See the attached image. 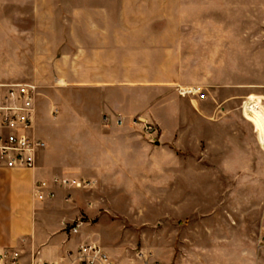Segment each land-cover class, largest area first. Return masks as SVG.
<instances>
[{
  "label": "rangeland",
  "instance_id": "rangeland-1",
  "mask_svg": "<svg viewBox=\"0 0 264 264\" xmlns=\"http://www.w3.org/2000/svg\"><path fill=\"white\" fill-rule=\"evenodd\" d=\"M137 1L0 0V82L36 86L35 105L40 103L36 130L48 136L44 137L47 148L54 137L58 139L62 158L55 165L66 176L77 172L80 178L99 180L103 201L98 210L113 227L124 230L122 235L138 251H153L168 264H250L242 259H250L264 230V96H253L246 88L234 90L237 94L227 90L224 103H213L223 111L203 126L206 134L199 136H163L158 127L138 116L130 128L141 136L142 160L135 170H120L121 176L134 180L132 184H111V175L103 174V169L74 167L81 164L76 159L81 154L72 152L74 144L85 146L86 134L73 130L85 124L99 131L110 129L92 117L98 97L69 82L71 57H84L76 46L91 44L84 36L86 29L92 32L86 20L96 17L101 22L108 13L112 30L118 13H132ZM102 7L108 10L103 12ZM200 7L209 11L220 7L227 13L237 7L238 16L252 23L214 25L210 30L222 29L232 35L228 39L238 40L239 69L248 58L260 63L264 0L237 4L206 0ZM245 39L255 53L252 57L241 50ZM240 74L244 80L245 72ZM87 139L91 141L88 135Z\"/></svg>",
  "mask_w": 264,
  "mask_h": 264
},
{
  "label": "crops",
  "instance_id": "crops-1",
  "mask_svg": "<svg viewBox=\"0 0 264 264\" xmlns=\"http://www.w3.org/2000/svg\"><path fill=\"white\" fill-rule=\"evenodd\" d=\"M205 2L139 0L132 13H118L112 30L108 13L101 17V22L96 17L85 21L86 27L92 25V32L86 29L84 34L91 44L76 46L84 57L71 55L69 82L73 88L85 89L98 97L92 117L100 122L108 117L109 125L105 126L110 130L99 131L90 124H85V128L78 125L73 130L86 134L85 146L78 148L74 144L76 149L72 152L81 154L76 158L81 164L74 167L103 169V174L111 175V184H132L134 180L121 176L120 170H135L142 160L145 148L141 136L130 128L135 118L142 116L158 127L163 136L205 135L203 126L223 111L213 103L225 101L227 90L237 94L234 90L246 88L253 96H264V48L258 53L262 57L260 63L248 58L239 69L237 57L242 54L238 52V40L232 41L230 36L228 39L231 34L222 33V29L214 33L210 30L214 25L252 22L239 17L237 7L228 13L220 7L209 11L200 7ZM104 10L108 9L102 7L101 11ZM244 41L241 50L252 57L255 53L248 46V39ZM243 72L244 80L240 74ZM191 88L205 91L206 99L179 93ZM39 105L38 102L35 106L34 137L44 142L45 149L37 156L36 170H0V248L19 251L25 263L36 258L51 264H75L77 249L93 244L115 264H168L153 251H138L136 244L122 235L124 230L113 227L112 221L98 210L103 201L98 179L80 178L77 172L66 176L63 168L55 165L61 156L59 141L54 137L47 148L44 139L48 136L44 138L37 132ZM115 118L121 119L120 125H115ZM76 120H81L80 116ZM95 134H99V142H95ZM156 147L170 152L167 147ZM59 164L62 165L61 161ZM63 179L89 181L92 186L88 190L69 188L60 184ZM36 182L45 183L54 197L42 202L33 199ZM78 220L82 222L78 233L69 235L67 228ZM242 260L264 264V255L256 248L249 260Z\"/></svg>",
  "mask_w": 264,
  "mask_h": 264
},
{
  "label": "built area",
  "instance_id": "built-area-1",
  "mask_svg": "<svg viewBox=\"0 0 264 264\" xmlns=\"http://www.w3.org/2000/svg\"><path fill=\"white\" fill-rule=\"evenodd\" d=\"M181 95H193L198 100H205L206 94L199 88L181 89ZM37 88L27 83L0 82V170L34 171L37 156L45 149V144L34 137L35 102ZM104 125H109L105 117ZM115 125L121 124L120 118L114 119ZM58 182V181H55ZM65 187L88 190L92 183L60 180ZM33 199L37 201L50 200L54 197L45 183L36 182L32 191ZM82 222L78 220L68 227V234L78 233ZM257 251L264 255V230L257 240ZM75 264H115L111 258L97 245L85 244L76 253ZM0 264H51L33 258L29 263L22 260V254L14 249L0 248Z\"/></svg>",
  "mask_w": 264,
  "mask_h": 264
}]
</instances>
